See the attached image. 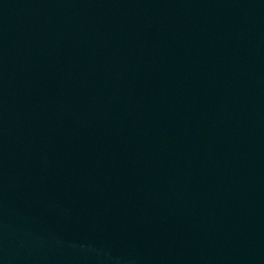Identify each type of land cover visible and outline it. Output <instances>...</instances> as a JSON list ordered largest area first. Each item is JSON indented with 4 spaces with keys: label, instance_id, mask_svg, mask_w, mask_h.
Masks as SVG:
<instances>
[{
    "label": "water",
    "instance_id": "95a60500",
    "mask_svg": "<svg viewBox=\"0 0 264 264\" xmlns=\"http://www.w3.org/2000/svg\"><path fill=\"white\" fill-rule=\"evenodd\" d=\"M0 264H264V0H0Z\"/></svg>",
    "mask_w": 264,
    "mask_h": 264
}]
</instances>
